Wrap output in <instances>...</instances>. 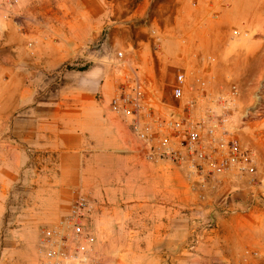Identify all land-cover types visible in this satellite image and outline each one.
I'll return each mask as SVG.
<instances>
[{
    "label": "crops",
    "instance_id": "crops-1",
    "mask_svg": "<svg viewBox=\"0 0 264 264\" xmlns=\"http://www.w3.org/2000/svg\"><path fill=\"white\" fill-rule=\"evenodd\" d=\"M39 1L16 12L18 17L0 20L4 167H11L9 152L15 150L19 167L39 170L37 176L47 185L43 198L52 201L44 213L54 217L52 222L79 190L97 200L90 220L97 264H200L210 243L188 244L187 193H172L170 186L172 179H183L181 172L169 163L147 160L129 122L109 108L123 74L138 69L154 108L168 111L152 93L164 69L152 54L145 55L148 42L133 43L122 53V62L111 61L105 50L91 46L107 21L106 0ZM185 71L188 82L198 74ZM206 102L201 99L199 107ZM101 104L108 109L104 115ZM172 194L178 200L174 206ZM156 200L170 201L157 207ZM245 228L233 229L244 233ZM25 244H5L15 249L4 254L19 258L20 264H41L36 248L37 260ZM235 246L229 245L226 257L231 264Z\"/></svg>",
    "mask_w": 264,
    "mask_h": 264
},
{
    "label": "rangeland",
    "instance_id": "rangeland-1",
    "mask_svg": "<svg viewBox=\"0 0 264 264\" xmlns=\"http://www.w3.org/2000/svg\"><path fill=\"white\" fill-rule=\"evenodd\" d=\"M4 1L0 0L3 21L40 2L19 0L15 10L8 12ZM106 15L101 36L91 46L105 50L107 59L120 63L124 56L119 53L126 47L139 40L148 42L145 55L152 54L157 67L164 69L152 93L170 112L179 107L172 96V84L180 69L209 76L211 82L205 90L213 95L236 86L234 123L238 137L255 156L256 179L251 180V175L222 176L199 189L192 186L182 168L171 164L186 182L172 179L170 186L172 193H187L183 207L188 211V244L210 243L200 264H231L226 257L232 244L236 245L232 264H264V0H106ZM190 92L194 90L188 88L187 96ZM100 111L104 115L108 109L101 104ZM14 151L9 152L10 168L4 167L7 161L0 151V264H20L19 258L4 254L15 249L5 245L12 241H25L31 257L37 260L35 248L37 251L42 229L57 224L65 214L52 222L54 217L44 213L52 204L43 198L45 179L37 176L35 167H19L18 151ZM168 201L155 202L164 207ZM172 202L173 206L178 203L174 195ZM249 204L248 212L230 211ZM211 220L213 227L208 225ZM236 227H246L247 231L236 233Z\"/></svg>",
    "mask_w": 264,
    "mask_h": 264
},
{
    "label": "built area",
    "instance_id": "built-area-1",
    "mask_svg": "<svg viewBox=\"0 0 264 264\" xmlns=\"http://www.w3.org/2000/svg\"><path fill=\"white\" fill-rule=\"evenodd\" d=\"M18 2L5 0L7 11H14ZM205 76L197 74L188 82L187 72L179 70L172 84V96L179 107L161 112L154 108L138 69L126 71L109 108L129 122L147 160L182 168L194 188L204 189L222 176L251 175L255 180V156L238 137L234 123L237 88L234 85L228 92L210 94L205 90L210 79ZM188 88L194 90L190 96ZM201 99L207 102L199 107ZM96 209V199L77 191L59 222L42 229L37 248L41 264L99 263L90 225ZM250 210V204L230 209ZM208 225L213 227V221Z\"/></svg>",
    "mask_w": 264,
    "mask_h": 264
}]
</instances>
